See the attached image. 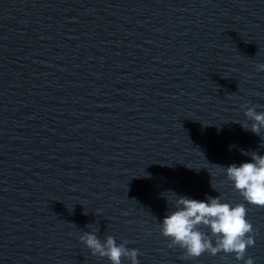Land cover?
<instances>
[{"label": "water", "instance_id": "water-1", "mask_svg": "<svg viewBox=\"0 0 264 264\" xmlns=\"http://www.w3.org/2000/svg\"><path fill=\"white\" fill-rule=\"evenodd\" d=\"M259 62L264 0H0V264H110L89 224L140 264H243L186 257L158 220L168 189L246 203L213 164L264 153L235 122L264 105ZM246 207L264 264V206Z\"/></svg>", "mask_w": 264, "mask_h": 264}, {"label": "clouds", "instance_id": "clouds-1", "mask_svg": "<svg viewBox=\"0 0 264 264\" xmlns=\"http://www.w3.org/2000/svg\"><path fill=\"white\" fill-rule=\"evenodd\" d=\"M256 70L264 71V62L257 63ZM241 108L245 119L235 122L264 139V110L258 111L264 105L245 101ZM240 151L250 159L226 166L213 165L224 173L246 203L264 206V153L246 149ZM162 195L169 207L163 218L158 220V228L169 241V246L182 248L186 257H198L205 252L212 255L223 253L234 255L243 264H255L252 256L245 258L247 247L255 243V230L247 219L246 203H235L220 195L205 194L204 199H198L173 189ZM87 228V231L81 232L79 240L92 255L107 258L110 264H124L123 258H127L129 264H140L139 249L129 248L128 240L117 242L111 234L101 239L98 229L92 224Z\"/></svg>", "mask_w": 264, "mask_h": 264}]
</instances>
